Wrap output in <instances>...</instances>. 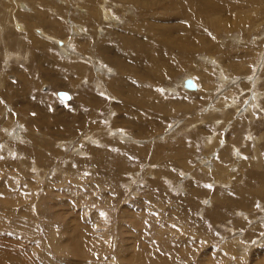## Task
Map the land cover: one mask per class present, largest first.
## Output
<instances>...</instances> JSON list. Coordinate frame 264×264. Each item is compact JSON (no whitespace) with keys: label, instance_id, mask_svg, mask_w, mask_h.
I'll return each mask as SVG.
<instances>
[{"label":"rangeland","instance_id":"374dc122","mask_svg":"<svg viewBox=\"0 0 264 264\" xmlns=\"http://www.w3.org/2000/svg\"><path fill=\"white\" fill-rule=\"evenodd\" d=\"M104 1L95 19L76 14L91 0H0V264H264V0H229L233 10L210 14L232 32L203 24L209 50L200 46L188 63L164 53L156 62L168 72L157 79L128 45L120 49L134 73L118 69L116 48L111 59L102 47L136 40L125 29L165 14ZM74 23L89 36L73 50L94 62L37 30L71 43ZM97 59L107 72H96ZM72 66L82 74L71 76ZM186 77L198 90L180 86ZM126 80L122 90L145 106H126L115 89ZM24 83L29 100L9 92ZM144 85L174 111L147 105ZM254 96L260 107L249 112Z\"/></svg>","mask_w":264,"mask_h":264},{"label":"bare ground","instance_id":"6f19581e","mask_svg":"<svg viewBox=\"0 0 264 264\" xmlns=\"http://www.w3.org/2000/svg\"><path fill=\"white\" fill-rule=\"evenodd\" d=\"M79 1V0H78ZM91 2H89L90 4H88L87 2L86 3H82V8H81V11H75L76 14L78 13L77 16H82L84 17L85 15H89V16H92L93 18L96 19V16L95 14L93 13V10L95 8V4L98 0H91ZM101 1V0H100ZM121 3H123V5H132L134 7H138V8H143L145 9L144 13L148 14V9H152L154 10V12H162L163 14H165V18L164 20H162L159 24L158 22H154V21H148V25L149 26H152V27H155L156 25L159 26V25H163L162 28H159V29H154V28H150L148 25L146 24H142V25H139L137 26V24H135L134 26H132L131 28H128V29H125L127 33H130V34H133L136 36V40H133L132 42H129V43H120L119 45H117L116 47L114 46V44L112 43L111 46H109L108 44V50H106V47H102V50H104V54L105 55H108L109 58L113 59V57H111V51H114L116 48L117 49V53H118V56H117V59L114 60L115 63L118 64V69L121 70V71H124V72H132L134 73V68H130V63L127 64L126 61H124L123 57H122V53H121V49L120 47H126L127 45L132 48L133 50H136V54L134 56H132V61L135 62L136 64L139 63V62H143L144 64H146L149 68L146 70V76L149 77L151 75V72L155 71L156 73V76L157 77H154L152 76V78H160L161 75L165 72H168V67L166 64H162L160 61L162 59H164L163 55L164 53L167 52V54H175L177 55V57L180 59V62H183V63H188V62H191L192 59H194V57L199 53L201 52L200 51V46H202L203 48H205L204 50H209V47H211L212 45L209 44L208 40L204 41V39H206L207 37L204 35V30L202 28L203 24L205 25H208L211 27H214L216 28V32L218 33V35L220 34H229L232 32V28L233 27H219L218 26V22H220V20L217 22L215 17H213L211 19V17L208 18V16L212 13H221V12H224L223 10L227 9L228 10H233L234 7H231L229 6V4L227 3H230L229 0L226 1H222L221 3H218L216 0H117ZM104 2H107L106 0ZM26 3V1H25ZM77 3V2H76ZM103 3V2H102ZM105 4V3H103ZM63 5V4H61ZM107 5V4H106ZM26 6V5H24ZM79 6V5H78ZM102 6V5H101ZM103 7L105 8V6L103 5ZM111 7V6H110ZM27 8V7H26ZM75 8V7H74ZM89 8H90V11H89ZM104 8H101L102 9V16H103V19L105 17L104 20H106V22L108 23H113L114 26L117 27V24H118V20H113L115 18H113V15L111 12L109 11H106V9ZM124 8V7H123ZM28 9V8H27ZM72 9V8H71ZM147 9V10H146ZM156 9H161V11H158ZM165 9V10H164ZM168 9H171L172 10V15H168L170 14ZM222 9V10H221ZM74 10V9H72ZM125 10V9H124ZM141 10V9H140ZM71 11V10H70ZM101 11V10H100ZM236 11V10H234ZM39 12V11H38ZM143 12L142 10L140 11V13ZM31 13V12H30ZM49 13V12H48ZM85 13V15H84ZM37 14V13H36ZM69 14V13H68ZM75 14V13H74ZM75 14V16H76ZM156 14L158 13H153L154 16H156ZM206 14L205 16V19H203V16ZM24 15V14H23ZM98 15V14H97ZM143 15V14H142ZM45 16V14H44ZM43 14H39L37 15V17H33L34 19L37 18L38 22L42 21L43 19ZM53 16V15H52ZM71 16V15H69ZM69 16H66L69 17ZM161 16V15H160ZM158 15V17H160ZM46 17V16H45ZM49 17V16H48ZM100 17V16H99ZM115 17V16H114ZM217 17V16H216ZM55 18V17H54ZM73 18V17H71ZM117 18V17H116ZM144 18V17H143ZM225 18V17H224ZM224 18L222 17L221 20ZM26 19V17H25ZM65 19V18H64ZM89 19V18H88ZM142 19V18H140ZM139 19V20H140ZM197 19H201L203 20L204 22L202 23H198ZM226 19V18H225ZM245 19V18H244ZM16 20V19H15ZM28 20V19H26ZM77 20V19H76ZM29 21V20H28ZM34 21V20H33ZM62 21V20H61ZM78 21V20H77ZM76 21V22H77ZM138 21V20H137ZM225 21V20H224ZM223 21V22H224ZM244 22V20H242ZM46 22V20H45ZM68 22V20H67ZM73 22V21H72ZM81 21H79L80 23ZM168 22H171L174 24H167ZM221 21L220 24L223 23ZM227 23H229L228 21H226ZM47 23H51V27L52 28H55L59 26V21H47ZM70 23V22H69ZM210 23V24H209ZM44 25L46 23H43ZM75 24V23H74ZM72 24V29H71V34H70V39H68L67 41H71V43L69 42H66V41H62L64 42V44L61 42V40L59 38H56L53 34H57L58 31H52L53 34L52 36H49L47 35L46 32H49V31H46V30H43V29H37L39 32H41L40 34L48 39L49 41L51 42H56L57 44L59 43L60 45L59 46H62V50L67 54V55H75L74 57H79L81 56L83 58V55L77 53L76 51H74L73 49H75L76 47L73 45V41L75 39H78L80 37H83L86 35L89 36V34L86 32V29L85 28H82L80 27L78 24L74 25ZM82 24V23H81ZM80 24V25H81ZM22 25V24H21ZM227 25V24H226ZM129 26V25H128ZM127 26V27H128ZM231 26V25H229ZM134 27V28H133ZM70 28V27H69ZM46 29V28H45ZM54 29V30H55ZM95 29V28H94ZM92 29V30H94ZM201 29V31H200ZM205 29V28H204ZM230 30V31H229ZM118 31V29H117ZM123 31V30H122ZM121 31V32H122ZM116 31H112L110 33H114ZM125 32V31H124ZM64 33V32H63ZM50 34V33H48ZM109 34V33H108ZM77 36V37H76ZM117 36V35H116ZM94 37V36H93ZM36 38V37H34ZM109 38V37H108ZM91 39V38H90ZM93 39V38H92ZM99 40V39H98ZM97 40V41H98ZM116 40H118L116 38ZM237 40V39H236ZM95 41V40H93ZM93 41H90V42H93ZM100 42V41H99ZM22 43V42H21ZM24 43V42H23ZM39 43V42H38ZM68 44V49L66 50L64 48V46H66ZM97 42H95V45L94 46H97L96 45ZM26 44V43H25ZM24 45V44H23ZM93 45V44H91ZM144 45L146 46H150L151 49L150 50H147ZM86 47V46H85ZM91 47V46H90ZM89 47V48H90ZM93 47V46H92ZM99 47V46H98ZM84 48V47H83ZM88 48V49H89ZM77 49V48H76ZM80 49H82L80 47ZM79 49V50H80ZM92 49V48H91ZM96 49V47H95ZM94 49V50H95ZM69 51H71V53H69ZM89 52H92V51H89ZM88 52V53H89ZM103 52V51H102ZM69 53V54H68ZM93 53H96V50L95 52ZM92 53V54H93ZM100 53V52H99ZM207 53V52H206ZM91 54V53H90ZM91 54V55H92ZM161 54V58H158V56ZM13 55V54H12ZM94 55V54H93ZM92 55V56H93ZM208 55V54H207ZM16 56H19V55H16ZM99 56V55H98ZM120 57V60L118 59ZM156 57V58H155ZM96 58V57H95ZM103 58V57H102ZM154 58V59H153ZM84 60H89L88 61V64L91 60V62H94V58H91V57H86V58H83ZM212 60V58H210ZM96 60V59H95ZM100 60V58H99ZM97 59V63L95 64V69H96V72L100 73L101 71H105L107 72V69H109L108 67L106 66H103L104 63L101 61H99ZM104 60V59H103ZM145 60H148V61H145ZM157 60H160L159 62H156ZM207 60V59H205ZM96 62V61H95ZM208 63V62H207ZM74 65V64H73ZM91 65V64H90ZM203 65V64H202ZM99 66V67H98ZM217 67H218V72L219 74L221 75V83L223 81H226L228 80V76L226 74V70L221 66V65H218L217 64ZM58 68H61L60 72L64 73V72H67V70L63 69L61 66H59ZM77 66H72L70 67L69 69H71V71H69V74L71 76H75L77 74H82L80 72V70H77L76 69ZM81 69V68H80ZM73 70V71H72ZM83 70V69H82ZM89 70V69H88ZM87 70V71H88ZM59 71V69H58ZM90 72V71H89ZM207 72V71H206ZM54 73V72H53ZM111 73V72H110ZM115 73V72H114ZM85 74V73H84ZM83 74V75H84ZM102 74V72H101ZM206 74V73H205ZM112 75V74H111ZM209 75V74H207ZM46 76V75H45ZM107 76V75H106ZM110 76V75H109ZM108 76V78H109ZM24 77V75H23ZM47 79H53L52 82H56L58 83V85H63V86H66L64 85V82H61L58 80V77H52L51 78L49 77H45ZM71 78V77H70ZM62 79V77H61ZM64 79V77H63ZM105 79V78H104ZM204 79V78H202ZM21 80V79H20ZM23 80V78H22ZM21 80V81H22ZM66 80V79H65ZM103 80V79H102ZM106 80V79H105ZM231 80H237V78L235 79H230L229 78V82ZM24 81V80H23ZM184 81V80H183ZM183 81L181 83L180 86H183ZM125 82L126 81H120L115 87V85L113 83L110 84L111 88L115 87V89L122 93L126 98H127V101H126V106H130L131 103L133 101L135 102H138L139 105L141 106H145V104L143 102H141L140 100L136 99L137 95L136 94H129V91H124L122 90V86L125 85ZM228 82V83H229ZM232 82V81H231ZM230 82V83H231ZM156 84V82H154ZM233 83V82H232ZM66 84V83H65ZM234 84V83H233ZM104 85V84H103ZM158 86V84H156ZM25 83L19 87H10L9 88V92H11L12 94H16V92L20 95H23L25 98H27L28 100L30 99L29 96L27 94H25L26 92V89H25ZM129 86V84H128ZM51 88L53 86H50ZM60 87V86H59ZM58 87V88H59ZM125 87V86H124ZM199 88V86L196 84V88ZM108 88H110L108 86ZM141 88L144 90V92H142V97L144 98H148L149 94L151 96L149 97H152V101H145L147 105L151 106V107H154V108H157L159 111L161 110L163 112V109L166 112H173L174 111V106L172 103H169L168 101L166 102L164 99H162L160 96L159 98H157L155 92L153 91V89L151 87H147V86H141ZM55 89V88H54ZM104 89V88H103ZM118 89H121V90H118ZM125 89V88H124ZM195 90H198V89H195ZM111 91V90H110ZM190 91V90H189ZM191 91H194V90H191ZM208 91V90H207ZM8 92V90H7ZM256 96H254L253 98H251V100L248 102V105H247V111L251 112V107H260V102H258L256 100ZM114 100V99H113ZM44 102V101H43ZM171 102V101H170ZM45 103L47 104V102L45 101L44 102V108L46 107ZM175 103V102H174ZM23 104H27L26 100L23 102ZM37 106H39L37 103H35ZM179 109V108H177ZM213 110H217L218 108H212ZM184 144H182L183 146ZM180 146V145H179ZM188 148V146H186ZM190 147V146H189ZM186 150V149H185ZM184 151V150H183ZM183 153V152H182ZM182 161V159H180ZM179 160V162H180ZM187 162V161H186ZM183 166H185L183 164ZM239 200V199H238ZM90 234V233H89Z\"/></svg>","mask_w":264,"mask_h":264},{"label":"water","instance_id":"95a60500","mask_svg":"<svg viewBox=\"0 0 264 264\" xmlns=\"http://www.w3.org/2000/svg\"><path fill=\"white\" fill-rule=\"evenodd\" d=\"M60 43V42H59ZM183 87L187 90H195L196 89V83L191 77H186L183 81ZM56 95L63 99L68 100L70 98L69 94L63 90H58L56 92Z\"/></svg>","mask_w":264,"mask_h":264}]
</instances>
